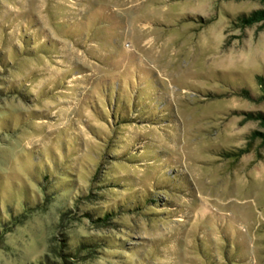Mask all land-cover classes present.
<instances>
[{
  "label": "rangeland",
  "instance_id": "374dc122",
  "mask_svg": "<svg viewBox=\"0 0 264 264\" xmlns=\"http://www.w3.org/2000/svg\"><path fill=\"white\" fill-rule=\"evenodd\" d=\"M260 6L0 0V264H264Z\"/></svg>",
  "mask_w": 264,
  "mask_h": 264
},
{
  "label": "trees",
  "instance_id": "16d2710c",
  "mask_svg": "<svg viewBox=\"0 0 264 264\" xmlns=\"http://www.w3.org/2000/svg\"><path fill=\"white\" fill-rule=\"evenodd\" d=\"M258 1L261 4L260 7L252 9L246 13L238 14L235 17V20L232 22L235 28L242 30L244 28L256 25L258 30L264 29V0H258ZM256 79L260 87V93L257 97H253L249 93V91L245 88H241L236 94L254 102L264 101V81L262 77L259 75L256 76ZM134 106L135 108L138 107L137 104H135ZM145 106L148 105L141 104V106L138 108H142ZM244 115L245 116L242 118L241 122L254 121L257 123L259 129H253L249 132L245 147L243 148L240 147L237 149V151L226 152L225 156L227 158L235 159L241 156L242 154L247 153L251 149L253 142L256 141L258 142L259 148H264V112L260 110L246 111ZM44 178H46L45 180H47L46 176ZM147 200L153 202L151 199H147ZM115 214L116 213L114 210H106L100 216H96L94 218H92V215L88 213H85L84 215L88 216L95 222L101 223L102 225L104 224L109 225L111 224V221ZM61 216L64 217L63 214ZM89 246H90V242L84 241L78 243V245L76 244L75 249H69L68 243H66V241L63 239L60 245V249L58 251V256L60 257L61 261L54 262V261L45 260V262L39 261L38 264H73L72 260L77 258L79 249L89 248Z\"/></svg>",
  "mask_w": 264,
  "mask_h": 264
}]
</instances>
